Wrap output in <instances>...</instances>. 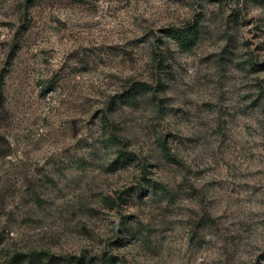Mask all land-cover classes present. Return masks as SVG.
Wrapping results in <instances>:
<instances>
[{
	"label": "rangeland",
	"instance_id": "rangeland-1",
	"mask_svg": "<svg viewBox=\"0 0 264 264\" xmlns=\"http://www.w3.org/2000/svg\"><path fill=\"white\" fill-rule=\"evenodd\" d=\"M0 264H264V0H0Z\"/></svg>",
	"mask_w": 264,
	"mask_h": 264
},
{
	"label": "trees",
	"instance_id": "trees-1",
	"mask_svg": "<svg viewBox=\"0 0 264 264\" xmlns=\"http://www.w3.org/2000/svg\"><path fill=\"white\" fill-rule=\"evenodd\" d=\"M166 34L175 39L178 46L182 49H189L198 37V32L194 26L170 28L166 30ZM138 87V90L146 88L144 84H138ZM134 95H137V91H135L132 95L123 94L118 96V101L122 105L132 106L135 103ZM118 158H122V160L125 161H132L133 156L128 153H118Z\"/></svg>",
	"mask_w": 264,
	"mask_h": 264
}]
</instances>
